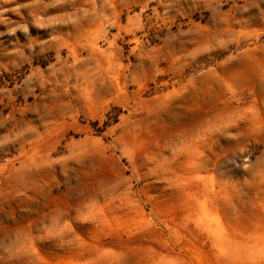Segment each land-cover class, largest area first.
<instances>
[{
  "label": "rangeland",
  "instance_id": "obj_1",
  "mask_svg": "<svg viewBox=\"0 0 264 264\" xmlns=\"http://www.w3.org/2000/svg\"><path fill=\"white\" fill-rule=\"evenodd\" d=\"M0 264H264V0H0Z\"/></svg>",
  "mask_w": 264,
  "mask_h": 264
}]
</instances>
